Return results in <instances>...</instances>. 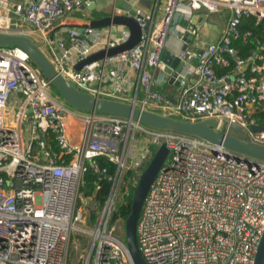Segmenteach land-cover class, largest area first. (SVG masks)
Returning a JSON list of instances; mask_svg holds the SVG:
<instances>
[{
    "label": "built area",
    "instance_id": "2783aa9c",
    "mask_svg": "<svg viewBox=\"0 0 264 264\" xmlns=\"http://www.w3.org/2000/svg\"><path fill=\"white\" fill-rule=\"evenodd\" d=\"M89 5L90 0H28L24 9L15 7L11 13L9 0H0V33L17 35L16 30L28 26L56 71L95 99L144 111L161 109L181 121L215 119L216 130L236 126L245 141L264 146V38L242 29L244 19L254 25L264 21V0H165L159 21L136 19L141 35L131 49L76 70L90 55L129 38L127 28L111 37V26L105 40L91 27H63L49 35L56 22ZM202 10L222 12L218 36L211 42L199 29L182 24ZM185 35L192 36L188 43ZM171 36L186 45L174 55L182 63L180 72L162 61ZM249 42L254 47L244 55L235 46ZM108 67L113 70L109 74ZM127 72L137 75L136 89ZM175 82V96L158 90ZM12 93L21 99L9 110ZM68 118L80 125L76 142L69 140ZM139 135L154 148L164 143L168 149L136 225L146 264H254L264 233V161L124 117L75 115L50 95L49 83L27 53L14 46H0V264H68L73 233L87 232L77 227L85 222L83 175L89 165L100 174L98 181L106 175L95 163L98 157L116 165V176L106 178L111 192L90 232L91 264H131L110 220L127 164L139 167L149 159L148 149L140 152V162L130 153ZM66 156L70 160L65 164ZM89 256L84 264H90Z\"/></svg>",
    "mask_w": 264,
    "mask_h": 264
},
{
    "label": "water",
    "instance_id": "95a60500",
    "mask_svg": "<svg viewBox=\"0 0 264 264\" xmlns=\"http://www.w3.org/2000/svg\"><path fill=\"white\" fill-rule=\"evenodd\" d=\"M126 15L106 17L101 20L84 21V27L101 28L110 25L123 26L129 30V38L126 42L107 50H100L90 55L87 59L75 65L76 70H80L83 65L98 61L104 57L131 49L141 35V28L136 19L143 18L135 10L129 11ZM66 18V17H65ZM62 20V19H61ZM61 20L56 22L49 30V35L60 28ZM148 22V21H147ZM192 39L191 35H185L184 41L188 43ZM0 46H14L27 53L32 63L37 67L41 76L57 89L61 98L72 108L87 113H98L124 117L135 122H139L154 130L172 131L175 133L194 136L216 146H221L225 150L243 155L254 160L264 161V146L256 145L245 141L242 131L236 126H229V131L216 130L218 122L215 119H205L196 122L181 121L167 116L159 115L151 111H144L131 105L106 99H95L85 92L79 91L60 75L51 64L47 56L38 48L36 42L27 36L0 33ZM186 48L184 45L183 49ZM170 68H175L180 72L182 63L178 58L170 53L162 58ZM171 61V62H170ZM169 73V69H165ZM178 82H175V86ZM258 129L259 127H252ZM168 155V149L162 143L155 151L146 167L138 176L135 190L132 195L130 213L124 221V243L127 249L131 264H146L139 250L136 238V225L142 209L143 201L154 181L157 173L161 169ZM254 264H264V233L260 239Z\"/></svg>",
    "mask_w": 264,
    "mask_h": 264
},
{
    "label": "crops",
    "instance_id": "0c3cea01",
    "mask_svg": "<svg viewBox=\"0 0 264 264\" xmlns=\"http://www.w3.org/2000/svg\"><path fill=\"white\" fill-rule=\"evenodd\" d=\"M27 1L28 0H9L11 6V13L15 9V7L24 9L27 5ZM164 6L165 0H90L89 6L81 7L83 8L81 11H78L77 8L70 12L68 15H66V18L64 17L61 20V26L59 30L63 27L83 28L85 26L84 21L101 20L106 17L122 16L132 10H135L138 14L142 16L153 18L154 21H159L163 16ZM192 18L193 20L191 19L189 22H183L182 24L191 25L192 27L199 29L201 37L207 42H211L216 39L220 29L219 18H216L214 21H212L209 19L207 13L200 11L193 12ZM110 26L112 27L111 37H117V35H119V33L125 28L123 26L118 25ZM110 26L96 28L101 33H103L104 40L108 38V31ZM18 32L22 33L23 35H26L27 37H30V39H34V41H39V39L35 38V36L37 35L31 33L28 26H22L18 29ZM212 33L215 34L212 35ZM167 47L169 50V52L167 53L176 55L180 50L183 49L184 46H182L174 39V41L170 40V43L168 42ZM107 69H109L107 70L108 74L113 71L111 67H108ZM126 76L129 78L131 83L135 82L133 89H136L138 87L136 84L137 75L127 72ZM158 90H160L162 93H165V95H174L176 93L177 87L175 85L167 84L158 88ZM20 99L21 96L19 94L12 93L8 99L9 110L16 108ZM76 120L69 118L66 120L67 132L69 140L71 142H76V134L80 130V125Z\"/></svg>",
    "mask_w": 264,
    "mask_h": 264
},
{
    "label": "rangeland",
    "instance_id": "374dc122",
    "mask_svg": "<svg viewBox=\"0 0 264 264\" xmlns=\"http://www.w3.org/2000/svg\"><path fill=\"white\" fill-rule=\"evenodd\" d=\"M82 9L83 8L80 7V9L78 8V11H81ZM200 12L207 13L205 10H202ZM221 13L222 12H220L218 14H216V13H208L209 19L214 21L216 18L217 19L220 18ZM16 31H18V30H16ZM21 34L22 33H19L17 35H21ZM214 34L215 33H212V35H214ZM23 36H26V35H23ZM37 36H35V38L36 39H40V37L39 36L37 37ZM32 40H34V39H32ZM170 40L174 41V38L171 36L170 39H168L169 43H170ZM35 42H37L36 44H37L38 48L46 55V47H45V45L41 44L38 41H35ZM174 92H175V89H174ZM163 94H165V93H163ZM50 95L60 105H62V107L65 110H67V111H69V112H71V113H73L75 115H79V116L87 114V112L76 110V109L72 108L70 105H68L67 103H65V101H63V99L61 98V96H60L59 92L57 91V89L55 87H53L52 85H50ZM154 113L159 114V115H163V116H168L167 112L164 111V110H161V109L154 110ZM22 129L24 131L23 137L26 139L27 138V136H26V128L23 127ZM152 148H154V147L149 145L148 141L145 138H142L139 135V136H136L134 138L130 153H132L133 158L136 159L137 162H140L141 161L140 159L142 158V155L140 154V152L143 153L144 149H148L150 154H148L147 157H149L148 160H150L151 159V154H152L151 150H153ZM155 149H157V148H155ZM148 160H146V161L142 160L141 161V165H139V167H135L134 165H132L130 163L127 164V169H125L122 172V175L120 177L121 179L119 180L117 188H116V190L114 192L115 208L121 202L125 203L126 202L125 198L129 194L128 187L125 189V191L121 190L122 180H123V177L126 174V172L128 170H134V171H136L138 173L140 168L142 166L144 167V165L148 163L147 162ZM135 163H136V161L133 162V164H135ZM81 202L83 203V206L85 207V210H83V216H84L83 219H85L84 220L85 222L81 223V224H78L77 227H79V229L86 230L87 232H74L73 233V242H72L71 249H70V252H69L68 264H84V262L86 261V259H87L89 254H90V256H89L90 264H91V260H92L93 236H92V234H90V232H92L94 230L95 223H92V221H90V216H91L92 212H96L97 216H99L100 211L102 210V208L99 207V206H94L96 202L92 198H83L82 197ZM124 221L125 220H123V219H118L115 222L116 228L118 229V235L120 236V239L122 241H124Z\"/></svg>",
    "mask_w": 264,
    "mask_h": 264
},
{
    "label": "trees",
    "instance_id": "16d2710c",
    "mask_svg": "<svg viewBox=\"0 0 264 264\" xmlns=\"http://www.w3.org/2000/svg\"><path fill=\"white\" fill-rule=\"evenodd\" d=\"M242 29L251 30L254 36H257L259 38H264V21L259 25H254L252 21H248V19L243 20V26ZM264 40V39H263ZM236 47H238L241 50V53L244 55L248 50L253 48L254 46L249 42L245 45L241 43H236ZM51 148L54 152L58 153V148L54 143H51ZM151 150V157L155 153V148H152ZM64 163H68L70 160L69 156H66L64 158ZM148 162V161H147ZM95 163L99 170L105 169L106 175L101 177V180L98 181L97 178L100 175L98 172L95 171L93 167L90 165L87 167V171L83 175V185L80 189V195L83 198H92L99 207H103L105 204L106 199L108 198L111 188H112V182H109L106 178L111 177L114 178L116 176V165L107 159L103 157L95 158ZM147 164L142 166L137 173L134 170H128L126 174L123 177L122 184H121V190L125 191V189L128 187L129 194L125 198L126 202H121L118 204L115 208V211L111 215L110 223H115L118 219L125 220L127 216L130 213V206L132 201V195L135 190V186L137 183L138 176L141 174V172L144 170ZM97 218L96 212H92L90 216V221L92 223H95Z\"/></svg>",
    "mask_w": 264,
    "mask_h": 264
}]
</instances>
